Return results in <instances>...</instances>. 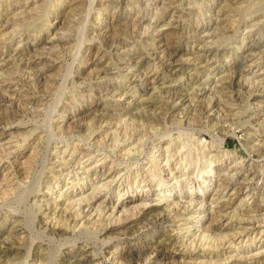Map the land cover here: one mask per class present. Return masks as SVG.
Masks as SVG:
<instances>
[{
  "label": "rangeland",
  "instance_id": "1",
  "mask_svg": "<svg viewBox=\"0 0 264 264\" xmlns=\"http://www.w3.org/2000/svg\"><path fill=\"white\" fill-rule=\"evenodd\" d=\"M0 85V264H264V0H0Z\"/></svg>",
  "mask_w": 264,
  "mask_h": 264
},
{
  "label": "bare ground",
  "instance_id": "2",
  "mask_svg": "<svg viewBox=\"0 0 264 264\" xmlns=\"http://www.w3.org/2000/svg\"><path fill=\"white\" fill-rule=\"evenodd\" d=\"M61 39H59V41H60ZM62 41V40H61ZM64 41V40H63ZM58 42V41H57ZM56 43V42H55ZM119 44V43H118ZM33 69V68H32ZM34 77V76H33ZM32 77V78H33ZM36 77V76H35ZM35 77L33 78V81L35 80L36 82L35 83H37V82H40V80L39 79H35ZM31 78V76H29V79L31 80L32 79ZM11 83V82H10ZM10 85H12V84H10ZM239 85V84H238ZM233 86V85H232ZM240 87H242V86H240ZM0 89H2V85H0ZM3 90V89H2ZM1 91V90H0ZM252 95V94H251ZM1 97V96H0ZM217 104V103H216ZM213 107H215L214 106V103H213ZM209 110V109H208ZM211 110V109H210ZM211 112V111H210ZM209 112V113H210ZM26 171V169H24V166L22 167V168H20V172H23V171ZM24 173V172H23ZM255 227V226H254ZM54 228V227H53ZM255 228H257V227H255ZM247 232V231H246ZM245 233V232H244ZM248 233V232H247ZM175 247V246H174ZM180 253V252H179ZM185 254V253H184ZM183 255V254H182ZM169 258H172L173 259V261L175 262V263H179V261L181 260L182 261V263L184 262L183 261V259L184 258H179V255H178V251L177 252H172L170 255H169Z\"/></svg>",
  "mask_w": 264,
  "mask_h": 264
}]
</instances>
